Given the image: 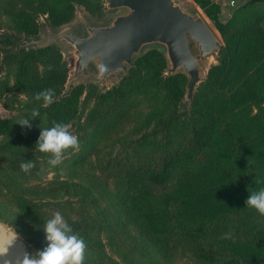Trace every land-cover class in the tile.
<instances>
[{
  "label": "trees",
  "instance_id": "trees-1",
  "mask_svg": "<svg viewBox=\"0 0 264 264\" xmlns=\"http://www.w3.org/2000/svg\"><path fill=\"white\" fill-rule=\"evenodd\" d=\"M192 2L221 38L216 64L195 88L191 104L184 102L187 77L166 75L169 64L158 48L141 52L115 86L96 95L78 137L79 151L68 150L74 151V165L85 163L139 109L137 95L159 100L155 92L164 94L143 128L152 130L139 137L130 155L108 165L114 188L101 224L93 217L68 224L83 237L86 251L97 249L101 232L115 240L133 229L161 263L190 253L202 264H264V217L244 204L249 191L264 187L254 183L256 177L264 181V0L246 1L225 22L213 0ZM78 7L94 18L106 13L103 0H0L10 28L26 37L38 34L42 18L52 29L71 23ZM13 44L0 37V68L6 73L0 104L13 113L0 119V165L39 177L43 170L33 151L41 129L53 121H79L97 88L78 84L64 91L69 68L54 44L3 50ZM49 88L55 93L52 104L33 99ZM33 108L39 116L31 127L17 124ZM30 159L35 167L25 174L19 165ZM0 195L23 217L40 221L33 205ZM226 233L233 238L224 239Z\"/></svg>",
  "mask_w": 264,
  "mask_h": 264
},
{
  "label": "rangeland",
  "instance_id": "rangeland-1",
  "mask_svg": "<svg viewBox=\"0 0 264 264\" xmlns=\"http://www.w3.org/2000/svg\"><path fill=\"white\" fill-rule=\"evenodd\" d=\"M173 1L182 10L189 13H195L198 10L205 17L192 0ZM122 12V10H106L102 18H94L78 7L71 23L52 29L45 25V21L42 18L38 34L26 37L17 35L10 28L6 18L0 11V37H8L14 42L12 46L6 49L3 48L4 51H16L20 48H37L54 44L62 53L69 68V76L64 91L67 92L70 87L78 84H83L86 87L93 85L97 88L96 92L91 95L86 109L84 111L83 109L81 110V119L69 124V131L77 137L81 134L85 114L92 106L96 95L115 86L124 75L120 73L117 76H110L108 81L101 82L95 66L89 65L86 80L81 75L72 79L76 59L73 55V48L67 42L59 40L44 42L39 45H34L33 43L41 37L42 32L47 33L48 31L54 33L71 32L78 37H85L87 33L83 21L92 27H102L109 25ZM206 20L215 34L218 35L212 23L207 18ZM151 48H158L165 52L161 46H146L141 52L143 53ZM192 51L194 52L193 48ZM208 69L209 63L206 60L199 68L200 82L205 79ZM180 72L183 73L182 70ZM5 75V70L0 68V78ZM155 93L157 94V98L159 97V100H154L151 96L137 95L136 97L142 101L139 109L120 124L107 139L103 140L92 156L81 165L73 164L71 154L74 151L65 152L62 163L56 167H51L47 163L50 154L33 151L43 170L39 177L19 174L7 164L0 165V192L7 199L12 198L33 205L39 209L41 214L40 221L32 222L23 217L15 207L11 206L0 195V223L18 233L28 243L30 253H35L47 246L43 226L51 218L52 214L57 211L63 215L67 223L69 219L80 220L82 218L90 219L93 217L95 221L101 224L100 214L108 209V195L114 188L108 165L130 155L139 137L143 133L152 130V127L144 130L143 128L150 120L154 110L162 105L164 96L162 92L159 94L158 92ZM185 101L187 100L185 99ZM12 114V112L5 110L2 104H0V119L9 117ZM141 130L143 131L140 132ZM37 243H41V248L36 247L35 244ZM97 243L96 250H87L85 252L84 264H165L159 262L158 258L153 256L148 249L142 247L139 237L133 229L127 234L121 233L115 240L110 239L106 233L101 232ZM168 264L202 263L192 254L184 253L178 257L177 261Z\"/></svg>",
  "mask_w": 264,
  "mask_h": 264
},
{
  "label": "water",
  "instance_id": "water-1",
  "mask_svg": "<svg viewBox=\"0 0 264 264\" xmlns=\"http://www.w3.org/2000/svg\"><path fill=\"white\" fill-rule=\"evenodd\" d=\"M104 4L106 10L123 11L109 25L92 27L83 21L85 37L48 31L33 44L67 42L76 59L72 79L81 75L86 80L88 67L93 65L101 82L120 73L126 75L144 47L161 46L169 64L166 75L183 71L187 77L185 99L191 104L200 82V66L206 60L209 68L215 65L222 45L206 18L182 10L173 0H105ZM25 252L30 253L28 243L0 223V264H19Z\"/></svg>",
  "mask_w": 264,
  "mask_h": 264
},
{
  "label": "clouds",
  "instance_id": "clouds-1",
  "mask_svg": "<svg viewBox=\"0 0 264 264\" xmlns=\"http://www.w3.org/2000/svg\"><path fill=\"white\" fill-rule=\"evenodd\" d=\"M52 68L49 66V71ZM54 90L44 89L34 94L35 101H43L44 106L54 102ZM39 116V110L33 108L29 117L22 118L17 124L22 127H31L30 121ZM79 138L69 131V125L62 122H52L49 128H43L35 142L34 150L50 154L47 161L51 167L60 165L64 159V154L69 149L79 151ZM25 151V149H24ZM251 161L248 159V164ZM20 170L29 174L35 167V163L24 160L19 165ZM255 184H264L260 178L256 177ZM245 207L254 210L260 217H264V187L254 189L244 201ZM47 246L35 253L25 252L19 264H84L86 242L78 233H74L63 215L57 211L52 214L44 226ZM231 233H226L224 239H232Z\"/></svg>",
  "mask_w": 264,
  "mask_h": 264
},
{
  "label": "crops",
  "instance_id": "crops-1",
  "mask_svg": "<svg viewBox=\"0 0 264 264\" xmlns=\"http://www.w3.org/2000/svg\"><path fill=\"white\" fill-rule=\"evenodd\" d=\"M218 5L220 10V20L222 22L227 21L231 17V8L229 7L228 0H213ZM237 7L242 5L248 0H234Z\"/></svg>",
  "mask_w": 264,
  "mask_h": 264
},
{
  "label": "built area",
  "instance_id": "built-area-1",
  "mask_svg": "<svg viewBox=\"0 0 264 264\" xmlns=\"http://www.w3.org/2000/svg\"><path fill=\"white\" fill-rule=\"evenodd\" d=\"M229 7L231 8V13L235 10L237 7V4L235 3L234 0H228Z\"/></svg>",
  "mask_w": 264,
  "mask_h": 264
},
{
  "label": "bare ground",
  "instance_id": "bare-ground-1",
  "mask_svg": "<svg viewBox=\"0 0 264 264\" xmlns=\"http://www.w3.org/2000/svg\"><path fill=\"white\" fill-rule=\"evenodd\" d=\"M198 13H200L198 10H196Z\"/></svg>",
  "mask_w": 264,
  "mask_h": 264
}]
</instances>
